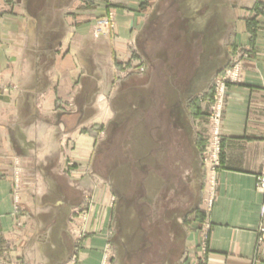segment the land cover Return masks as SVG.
<instances>
[{
	"label": "crops",
	"instance_id": "obj_1",
	"mask_svg": "<svg viewBox=\"0 0 264 264\" xmlns=\"http://www.w3.org/2000/svg\"><path fill=\"white\" fill-rule=\"evenodd\" d=\"M84 1L0 0V247L7 246V261L68 263L72 237L64 216L72 215L79 205L69 191L80 176L68 168L64 142L69 139L68 145L74 148L67 152L73 162L79 161L81 149L90 156L93 145L88 135L81 138L80 130H68L73 128L70 121L79 116L74 108L71 112V104L79 101L80 81H95L100 64L106 63L114 75L122 70L111 55L116 53L120 63H128L129 44L135 39L151 63L163 61L165 48L167 56H191L186 68L191 73L177 78L175 68L169 80L173 90L164 97L144 94V79H134L135 93L127 98L137 112L136 131L131 135L134 143L121 145V150L137 166L150 157V165L140 164L137 180L142 189L148 183L151 194L144 199L140 191L134 207L128 209L129 192L99 190L98 205L91 209L84 227L77 264L102 263L111 241L107 233L114 229L113 214L117 227L114 264H264L260 229L264 193L258 188L264 171V0H92L91 7ZM112 8H119L114 46L97 39L92 26ZM58 22L64 34L56 46ZM240 49L250 51V56L243 64L242 82L227 90L216 134L220 161L214 165L210 208L204 219L185 231L178 217L185 206L175 205L178 191L167 184L170 174L165 178L158 168L175 166L178 151L188 154L192 163L199 162V148L205 146L211 130L210 99L203 95L208 61L215 62L217 74ZM81 56H89L90 61L86 64ZM151 78L156 86L158 75ZM130 82L131 78L122 86ZM196 97L206 101L196 100L193 109L185 105ZM99 102L105 103L106 98L100 97ZM149 102L152 109L161 103L151 135L138 131L149 130L145 117ZM120 104L116 110L125 113L122 119L128 122L126 112L132 105ZM103 111L110 119L112 111L105 104ZM17 167L22 172L21 192L15 190ZM163 196L164 222L158 218L146 226L154 231L163 226L171 232L160 242L150 239L148 230L145 233L139 210L145 208L147 215L151 211L153 218V207H160Z\"/></svg>",
	"mask_w": 264,
	"mask_h": 264
},
{
	"label": "rangeland",
	"instance_id": "obj_2",
	"mask_svg": "<svg viewBox=\"0 0 264 264\" xmlns=\"http://www.w3.org/2000/svg\"><path fill=\"white\" fill-rule=\"evenodd\" d=\"M91 1L92 0H85L83 3L85 6L91 7L93 4ZM118 9L119 8H112V11L108 12L105 17L97 18L92 24L94 36L97 39L110 42L112 46H114L116 42V17L119 12ZM52 30L50 31L51 33H53ZM54 32L57 35V40L53 43V45L57 46L62 41V38H60L61 35L63 36L64 34L59 22L57 24V28L54 29ZM51 33H47V35L50 36ZM137 43L138 40L135 39L130 41L129 60L126 64L120 63L122 60L116 53H114L113 56L111 55L113 62L119 67L121 65L122 68L121 71H115L117 73L116 75H114L112 71H109V66L105 63L100 64V70H96L95 81L91 79L86 80L87 78L82 79L79 83V101L76 104H71V112L74 108L75 111L77 110L79 112V116L76 115L72 121L69 120L71 122L70 126L73 128L68 130H80L81 138L88 135L93 141V145L90 150V156L83 155L84 150L81 149L79 161L73 162L68 159L67 152L74 150V148L71 149V145H68L69 139L64 142V158L69 166L68 168L74 169L73 173L76 174V176L78 174L80 176V179L74 183L75 187H73V191L68 190L70 193L72 192L71 195L75 197L73 201H79V205L73 211L72 215L68 214L67 216H64L66 218V222H68L67 225L70 228L69 234H71L70 236L73 238H71L72 249L67 264H77L78 262L81 250L79 246L80 243L82 244V236L86 234V229H84V227L86 226L87 218L91 209L94 208L95 205H98L97 193L99 190L104 187L105 189L103 190L111 189V191L114 192H129L131 196L127 199L128 209L134 207L136 195L138 196L140 191V196H144V199L147 196L150 197L151 187L148 183H145L142 189V183L138 182L140 175L137 174V170L141 171L142 166H140V164L142 162H148V164L152 163L150 157L148 160L141 159L140 164L137 166L136 161L127 159L125 152H122L121 150V145H125V143H134L132 136L134 137L133 134L136 131L137 123L135 120L137 112L134 110V105L127 101L128 96L131 94L134 95L135 93L134 79H144V94H149L151 96L152 93H155L160 97H164L168 93L170 94L173 90L171 86H169V80L172 79V76L174 75L173 70H175V68L176 72H174L177 78H183L185 74L190 75L191 73L188 69H186L188 66L187 64L193 60L191 59V56H167L165 52H167L168 49L165 48L164 54L160 56L162 58L161 60H163L160 62H164L163 64H165V66L160 68V62L157 61L154 63L152 61L153 63H151L149 61V56H145L141 53ZM249 52L250 51L245 49H240L236 56H233L232 59L217 74H214L215 72H213L215 62L211 59L208 61V70L206 73L208 77V84L206 92L203 95L209 96L210 99L208 101V118L211 123V130H208L209 135L205 146L199 148V162L192 163L188 154L184 155L182 154L183 152L178 151L175 166L167 167V165H165L158 168L164 173L165 178H170V182L167 183L168 186L173 188V190L175 187V190L178 191L176 197L173 199L175 201V205L185 206L184 213L178 216L181 220L179 218L178 219L185 227V231L189 230V227L199 220V218L202 217L204 219L210 208V196L214 186V165H217L220 161V140L216 134L219 133L221 128L223 112L226 105V94L228 93L227 90L230 87L239 85L242 82L244 74L243 64L250 56ZM82 56V61L87 64V62L90 61L89 56ZM101 56L102 55H100V58ZM198 59L199 57L195 56V64H197ZM101 60L104 61L103 58ZM157 60L159 59L157 58ZM153 66H155L154 69L156 70L151 71L150 69ZM152 74L156 77L158 75L159 81L158 83L155 81L156 86L151 85ZM194 74L195 73H192V76ZM130 78L133 82L125 83L126 85L122 86L123 82ZM100 97L104 99L106 98V102L100 103ZM198 99L196 97L194 100L185 103V105L188 107L192 105L193 109L194 105L197 104L196 100L198 102L203 100L206 101L204 97H198ZM120 103L124 106L132 105L131 109L129 108L128 113L126 112V114L129 115L128 122H125L122 119L123 115L125 118L127 117L125 113L122 115L119 110H116L121 106ZM104 104L108 110L112 111L110 119L104 116ZM160 104L161 103H158L154 109L150 107L151 102L145 106H148L149 108L145 116L147 118L146 126L149 130H138L141 134L149 133L148 135H151L153 132L155 133V130H152V128L155 126L157 127L159 115L157 107ZM139 120H141V117ZM68 149L70 150L68 151ZM18 170L19 168L17 167L15 190L17 192H21L22 183L20 174H22V172H18ZM145 173H147V171H145ZM168 174L170 175L167 177ZM121 175H124V179H126V181L123 180V178L121 181ZM65 179L67 180L66 177ZM162 199L164 200V196L160 199V207H158V205L153 207L154 219L151 217V211V215H147L145 208H141V210H139V217L141 218V225L143 227H146L148 223L150 224L151 220L152 222L153 220L157 222L158 218L161 223L164 222L163 211L165 208L163 207ZM15 201L16 208L20 209V206H22L21 202L18 201L17 197ZM111 202V208H113L115 197H112ZM113 210L115 211V208ZM129 216H131V214H129ZM115 219V214H113L111 223L113 224L114 229L112 228L109 233H107V238L111 241L107 246V250L105 251L101 264H114V260L116 259L114 240L117 235V227H115ZM146 228L145 233L148 230L147 232L150 239H160V242L167 240L168 235H171V232L165 230L163 226H161L159 231L150 230L151 228L148 227ZM140 234V232L137 233L139 238ZM160 249L162 251H166L164 247L160 246ZM7 251V246L0 247V264H18L13 261H7ZM150 251L151 250L148 252Z\"/></svg>",
	"mask_w": 264,
	"mask_h": 264
},
{
	"label": "built area",
	"instance_id": "obj_3",
	"mask_svg": "<svg viewBox=\"0 0 264 264\" xmlns=\"http://www.w3.org/2000/svg\"><path fill=\"white\" fill-rule=\"evenodd\" d=\"M217 118V117H215ZM264 170V169H263ZM258 188L261 192L264 193V171L262 173V175L260 176L259 180H258ZM260 219H261V233H264V206L261 210V216H260Z\"/></svg>",
	"mask_w": 264,
	"mask_h": 264
}]
</instances>
